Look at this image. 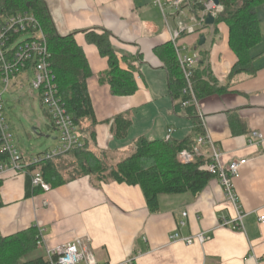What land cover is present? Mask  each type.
I'll list each match as a JSON object with an SVG mask.
<instances>
[{"label":"crops","instance_id":"0c3cea01","mask_svg":"<svg viewBox=\"0 0 264 264\" xmlns=\"http://www.w3.org/2000/svg\"><path fill=\"white\" fill-rule=\"evenodd\" d=\"M43 1L57 34H75L92 73L87 81L96 120L91 151L115 165L132 154L139 138L162 141L170 128L171 140H196L194 121L187 109L175 106L166 70L154 50L171 43L173 31L193 23L200 12L183 9L176 13L170 8L175 0ZM256 16L261 41L250 51L252 75L231 78L237 58L229 48V30L223 23L202 32L201 49L195 47L201 37L197 34L179 40L188 53L205 60L217 87L223 89L200 100L198 110L189 107L201 135L208 136L221 153L223 167L247 161L234 183L244 213L243 231L219 227L222 218L233 219L235 212L216 178L196 196H159V209L151 213L138 186L95 183L83 177L48 193L26 196V177L7 174L0 178V236L11 237L30 228L39 236V244L22 262L47 260L50 250L80 239L102 264H264V225L258 221L264 216V5L257 8ZM85 31L108 32L118 58L129 57L119 65L123 70L134 68L137 89L133 95L113 96L109 86L98 80L108 69L107 59L87 41ZM31 79L30 71L15 77L12 91L25 85L31 89ZM122 114L130 126L123 138H117L114 119ZM21 155L26 160L34 156ZM199 156L210 159V148L200 147ZM174 233L183 238L203 233L210 240L186 246L169 240Z\"/></svg>","mask_w":264,"mask_h":264},{"label":"trees","instance_id":"16d2710c","mask_svg":"<svg viewBox=\"0 0 264 264\" xmlns=\"http://www.w3.org/2000/svg\"><path fill=\"white\" fill-rule=\"evenodd\" d=\"M190 1L193 10L200 12L203 9V0ZM219 3L223 7V12L214 19L212 26L223 23L228 27V45L237 58L230 76L232 78L237 74L252 75L253 58L250 51L261 41L260 21L256 16V10L264 5V0H219ZM18 13H31L39 23L50 54L49 65L57 86L58 97L71 116L77 134L83 142L81 149L29 165L25 176L26 196L40 192L31 189L30 175L34 172H38L51 189L78 178L94 177L98 183L115 182L138 186L149 211L155 213L159 209V196L184 193L196 196L215 178L201 170V167L210 163V159L205 161L202 156L195 154L193 160L186 164L177 159L183 150L192 153L195 140L191 138L181 142L171 139L148 141L139 138L134 143L132 154L115 165L108 164L104 158L91 151L89 142L94 140L96 120L87 90V81L92 77V73L83 50L75 41V34L67 36L57 34L43 0H0V26L6 19ZM209 28L211 26H204L205 30ZM83 33L87 41L94 44L100 55L107 59L108 69L98 76V80L109 86L113 96L133 95L137 89L133 76L134 68L129 67L128 70L120 68V61H126L129 57L118 58L111 43L112 35L106 31H102L101 34L94 31ZM198 43L195 47L201 49ZM154 52L166 70L169 94L175 106L182 108V103L186 100L182 95L184 81L171 43L157 47ZM198 68L193 75V90L197 101L221 93L223 89L217 87L205 65V60L200 61ZM185 109L187 116L194 121L193 135L204 136L201 135L202 130L192 108ZM129 126L130 121L125 115L116 117L115 136L123 138ZM41 155L42 153L37 154V157ZM4 156L0 153V159ZM63 171L67 173L64 174ZM1 184L0 179V186ZM38 241L39 236L35 228L7 238L0 236V264H46V260L40 258L21 261L36 248Z\"/></svg>","mask_w":264,"mask_h":264},{"label":"built area","instance_id":"2783aa9c","mask_svg":"<svg viewBox=\"0 0 264 264\" xmlns=\"http://www.w3.org/2000/svg\"><path fill=\"white\" fill-rule=\"evenodd\" d=\"M191 4L190 0H175L171 3L170 8L179 13L183 10L182 7L192 9ZM202 5L203 9L194 22L181 24L177 30L173 31L170 39L184 81L182 95L186 97V100L183 101L182 107L193 106L197 110L199 109V101H197L193 90V75L199 67L201 57L197 53H188L186 47L179 44V40L182 36L202 34L206 31L204 26H206L207 15H211L215 19L223 12L220 3L215 5L212 0H203ZM159 7L163 10V5L159 4ZM49 59L50 54L46 40L39 23L31 13L13 15L0 26V153L5 155L3 159H0V178L7 174L26 176L29 165L48 161L83 147V142L77 134V128L58 97ZM25 71L32 73L30 88L38 93L40 104L46 111L50 127L58 133L57 147L42 153L39 157L37 155L32 156L28 160L10 145L11 135L3 114L2 99L3 93L9 89L13 79ZM172 133L173 129L167 130L165 141L170 139ZM254 136L258 139L262 138L257 134ZM203 145L210 148V163L201 167V170L215 176L226 202L235 212L233 219L222 218L219 227L228 228L232 231H243L244 213L234 183L240 177V169L247 161L231 162L223 167L220 163L221 153L212 145L205 134L196 138L192 153L183 150L178 154L177 159L183 164L191 162L194 157L193 154L199 156V149ZM30 182L33 191L39 190L41 193H48L51 190L38 172L30 175ZM186 215L183 213V218ZM258 221L260 225H264V216H260ZM179 225L183 226L184 221L181 220ZM169 240L191 246L194 244L204 245L210 239L203 233L186 238L174 233L169 237ZM47 257L46 264H102L96 260L80 239L50 250Z\"/></svg>","mask_w":264,"mask_h":264},{"label":"rangeland","instance_id":"374dc122","mask_svg":"<svg viewBox=\"0 0 264 264\" xmlns=\"http://www.w3.org/2000/svg\"><path fill=\"white\" fill-rule=\"evenodd\" d=\"M30 90L25 85L12 91L10 86L2 95L3 114L11 135L10 145L24 156L48 152L58 144V133L50 127L46 111L38 100V93ZM90 179L98 183L94 177Z\"/></svg>","mask_w":264,"mask_h":264},{"label":"water","instance_id":"95a60500","mask_svg":"<svg viewBox=\"0 0 264 264\" xmlns=\"http://www.w3.org/2000/svg\"><path fill=\"white\" fill-rule=\"evenodd\" d=\"M214 2L215 5H218L219 4V0H212ZM205 24L206 26H212L214 24V18L211 16V15H207L206 17V20H205ZM204 43V37L201 36L200 39H199V43L198 45L199 46H202ZM36 132V130H34Z\"/></svg>","mask_w":264,"mask_h":264}]
</instances>
